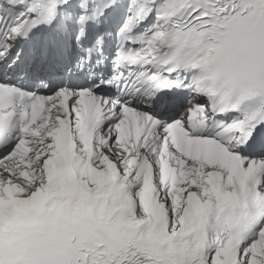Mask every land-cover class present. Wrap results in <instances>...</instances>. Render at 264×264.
Returning a JSON list of instances; mask_svg holds the SVG:
<instances>
[{"label": "snow or ice", "instance_id": "1", "mask_svg": "<svg viewBox=\"0 0 264 264\" xmlns=\"http://www.w3.org/2000/svg\"><path fill=\"white\" fill-rule=\"evenodd\" d=\"M0 264H264V0H0Z\"/></svg>", "mask_w": 264, "mask_h": 264}]
</instances>
